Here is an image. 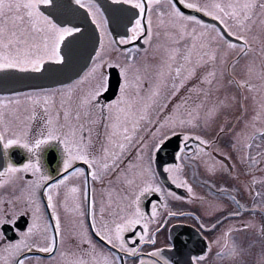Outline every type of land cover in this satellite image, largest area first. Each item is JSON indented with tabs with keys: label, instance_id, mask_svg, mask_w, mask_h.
Returning <instances> with one entry per match:
<instances>
[{
	"label": "snow or ice",
	"instance_id": "snow-or-ice-1",
	"mask_svg": "<svg viewBox=\"0 0 264 264\" xmlns=\"http://www.w3.org/2000/svg\"><path fill=\"white\" fill-rule=\"evenodd\" d=\"M112 7L124 17L123 34L117 32L121 20L108 14ZM85 37L91 52L68 83L0 95V264H128L129 257L138 264H174L154 246L156 236L170 218L189 213L172 210L169 199H193L192 184L181 176L188 164L209 153L219 168L208 166V172L224 171L239 180L232 157L213 145L225 134L227 112L238 100L229 87L255 91L251 77L257 72L259 110L245 122L254 129L245 133V147L264 138V60L259 68L246 65L247 79L235 74L239 57L254 44L264 56V0H111L108 6L100 0H0L4 78L54 77L71 63ZM221 115L225 122L218 124ZM241 132L230 138L234 149ZM169 145L172 162L166 163L159 154ZM249 160L259 163L250 153ZM165 180L189 195L166 187ZM90 181L99 182L108 196L98 211ZM208 186L245 208L232 195L239 189ZM208 205L212 219L194 217L201 230L216 232L241 215L223 201ZM61 207L73 217L67 229ZM245 210L264 214V200ZM250 226L239 222V229ZM236 230L229 225L207 251L189 255L187 264H204L212 243L219 246L218 258L247 264L244 256L252 254L254 242L229 244ZM66 240L71 252L61 251ZM146 244L151 251L143 253ZM167 247L178 249L174 241Z\"/></svg>",
	"mask_w": 264,
	"mask_h": 264
},
{
	"label": "rangeland",
	"instance_id": "rangeland-1",
	"mask_svg": "<svg viewBox=\"0 0 264 264\" xmlns=\"http://www.w3.org/2000/svg\"><path fill=\"white\" fill-rule=\"evenodd\" d=\"M220 2L228 3L229 0H220ZM256 11L259 12V9H257ZM257 20H259V18ZM258 23L259 21H257V25ZM257 25L253 26L252 34L259 33L260 30ZM238 51L239 49H236L229 53V56H228L229 62H231L236 57ZM262 60H264V56H261V53L259 51V44H254L253 50L250 51L248 55L246 56L241 55L239 57V63H237L235 66V74L237 78L238 79L249 78L247 75V71H246V65L249 62H254L256 67L259 68ZM229 67H230V64H229ZM258 75L259 74L257 72V73H254L251 77V83L256 86L255 91H249L246 88L241 91L240 89H237L234 85L229 87V92H235L237 94L238 100H237V103L234 105V107L230 108L227 112L228 120L226 123L225 134L220 136L219 146L221 147L227 146L228 144L230 146V143H229L230 138L236 132H241V130H243V132H241V135L239 137V143L237 144V147L235 149L232 148V151L234 152L235 156H231L232 157L231 162L235 165L237 171L239 172L243 171V172L248 173L249 170H251L252 168H255L251 173L258 172L260 174H263L264 176V138L253 140L252 141L253 147L251 149H248L245 147V144L248 142L247 136L245 135V133L251 134L252 131H254V129H252L250 124L248 127H246L245 122L246 120L251 121L252 116L255 114L256 111L259 110V102H260V96H261L260 89H261L262 82L258 78ZM241 95H246L248 99L241 100L240 99ZM254 95L257 97L256 101L253 100ZM241 103L244 106L243 108L241 107ZM245 108L247 109L246 112L244 111ZM239 114H243V116L242 115L240 116ZM153 115H155V113H153ZM238 117L239 119H237ZM224 122H225L224 116L221 115L218 118L217 123L219 124V123H224ZM228 129H233V131L229 132ZM257 145H259V147H257ZM215 146H218V145H215ZM249 153L252 157L255 158V160L259 161V163H252L249 160ZM208 157H211V155L208 154V155L200 157L194 163L188 164L186 168L184 169L183 174H186L185 178H187L188 182L192 184V187L194 190L192 194L193 199L190 201L189 200H183V201L172 200L171 198L169 199V202H168L169 207L174 211H178L181 205H185V207H187L186 212L189 213V215H187L186 220H194L195 222H197L194 219L195 215L192 213V209H198V212H199L198 216H202L205 222L212 219V216H209L206 214L212 211V209L209 208L208 202L209 201H221V197L225 199L224 200L225 204L228 202L229 205L232 204L234 206L233 211L241 212L240 209L236 207L237 205L234 204V201H232L231 199L229 201V198L222 193L210 191L209 186H208L209 183H214L217 189L221 187H225V186L228 187L229 189H232L233 188L232 186L229 187L230 184L232 183V185L235 186V188L240 189V187H242L241 179L239 180L234 179L232 175H229L228 173L224 171H220V170H218L215 173V175L211 174L210 172L206 170V168L212 165H216L217 168H219V165L216 164V161H212V160L209 161V159H207ZM241 157H243V160H241ZM261 168L263 170H259ZM194 171H195V176L193 175ZM219 177L221 179L220 181H218ZM259 180L260 179H258V181ZM202 181H206V182H202ZM252 181L253 179L250 177V180H249L250 184H253ZM253 185L254 187L253 188L251 187V190L254 189V193L255 192L261 193V196L259 197L254 195V199H255L254 203L259 204L261 203L262 200H264V192H261V189L264 188V186H259L257 184H253ZM245 188H248L247 190L250 191L249 187L245 186ZM186 191L187 190H185V192ZM232 194L237 195V192H232ZM182 195L187 196L186 193ZM199 197H205V199L200 200ZM253 204L251 203V205ZM244 214L245 215L243 216H238L237 217L238 219H235V220H234V217H230L228 220L224 222L226 224L225 226L220 225V227L218 228L219 230L218 233L221 234V232H223L229 225H231V219L234 222H237V221L240 222V219L246 220L247 222H251L250 227H253L254 230H250L248 232L247 237L249 238V241L247 242V244L250 241H252L254 242V245L252 248V254L251 255L246 254L244 256V259L247 261V264H259L260 254L262 250H264V237H262L260 235V232L256 231L255 229H259L260 223L261 224L264 223V214H262L260 211L258 213H255L254 215L252 212H249V214L248 213H244ZM214 215H219V213H215ZM61 220H62V224L66 223V219H61ZM240 231L242 232L243 230L238 229L231 234V237L229 238V243L232 241V238L234 236L238 235ZM225 264H232V262L230 261L229 258H227Z\"/></svg>",
	"mask_w": 264,
	"mask_h": 264
},
{
	"label": "flooded vegetation",
	"instance_id": "flooded-vegetation-1",
	"mask_svg": "<svg viewBox=\"0 0 264 264\" xmlns=\"http://www.w3.org/2000/svg\"><path fill=\"white\" fill-rule=\"evenodd\" d=\"M105 183H107V181H105ZM89 187L95 188V198L97 201V211L99 210V205L101 202V199L103 198L104 201H107L108 196L107 193L103 190L101 184L99 182H96L95 184H93L90 181ZM113 187H119V185L114 181L113 182ZM113 198H115V193H113ZM69 203L71 204V200L69 201ZM113 207H115V204L113 205ZM61 211V219H66V223L63 224V226L67 229L68 227H70L71 225V220H72V214H65L63 207H61L60 209ZM187 211V207H185V205H182L179 207L178 212H186ZM196 216H197V212H196ZM186 216H182V217H176V218H170L168 221V224L166 227L162 228L159 233L156 236V243H155V247H158L162 250V255L167 258L170 259L174 262V264H187V260L189 258V255H199L201 253V251H203V241L202 239H199L196 237V231H192V236L191 239L188 241L189 244L185 245L184 248H181L178 240L179 239H175L172 238L171 236V229L172 226H174L175 224L178 223H186V224H192L194 225L198 230H200V232L207 238L208 240V244L211 243L215 237L219 236L220 233H218V229L216 230V232H210L207 230H201L199 223L195 222H189L186 220ZM226 224H222V226H225ZM155 227V225L153 226ZM141 229L138 227L136 229V231H140ZM11 235V233L9 234ZM182 236H186V235H182ZM181 238V236L179 237ZM171 241H174L177 246L178 249H171L167 247V244ZM130 246H135L134 242H129ZM217 246V244L212 243L211 244V249H215ZM85 248H87V245L84 246ZM151 247L152 245H142L141 249L143 253H148L151 251ZM67 249L69 252H71L73 249L72 247L67 243V240L65 241V244L62 246L61 251ZM77 255H80V253L78 252ZM86 258L88 257V253L85 252L84 253ZM121 255H123V253H121ZM68 259H71V257H68ZM145 259H150V257L145 256ZM60 260L59 254L57 253V261ZM218 261L216 259V254H212V253H208L207 258L204 260V264H217ZM91 264V261H90ZM128 264H138V258L136 260H133L131 257L128 258Z\"/></svg>",
	"mask_w": 264,
	"mask_h": 264
},
{
	"label": "water",
	"instance_id": "water-1",
	"mask_svg": "<svg viewBox=\"0 0 264 264\" xmlns=\"http://www.w3.org/2000/svg\"><path fill=\"white\" fill-rule=\"evenodd\" d=\"M102 5L108 6L110 5L109 0H100ZM118 7L109 8V15H112L116 12ZM91 43L87 39V37L81 39L74 49L71 63L66 66L64 69L59 70V72L54 77H23V76H12L8 78H4L3 74L0 73V90H6L10 88L17 87L18 85H22L23 87L27 86H42L52 84L56 81L62 79H68L69 76H74V73L80 69L81 65L85 63L87 60L89 53L91 52ZM175 143V141H173ZM172 145H169L163 152L159 154V157L164 155L166 152L168 155H164L160 158L163 162H170L171 159V151ZM158 167L162 170V166L158 165Z\"/></svg>",
	"mask_w": 264,
	"mask_h": 264
}]
</instances>
